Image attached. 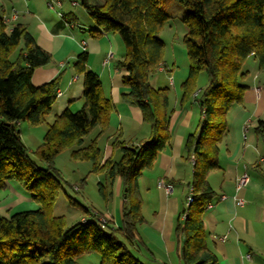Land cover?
<instances>
[{"label":"trees","instance_id":"16d2710c","mask_svg":"<svg viewBox=\"0 0 264 264\" xmlns=\"http://www.w3.org/2000/svg\"><path fill=\"white\" fill-rule=\"evenodd\" d=\"M178 1L187 10L182 42L189 71L180 87V104L197 103L201 118L184 144L185 160L193 170L189 185L193 201L186 200L180 210L174 234L183 264H217L203 220L216 197L207 178L221 170L220 146L229 114L244 103L249 89L245 84L249 72L244 70L249 58L257 62L264 78V0ZM81 5L97 32L119 36L125 56L116 67L127 90L121 101L140 109L150 134L140 146L126 145L118 136L111 143V155L104 159L98 141L108 131L115 107L104 96L99 76L87 68L88 54L78 55L73 65L76 75L84 77L83 108L54 114L63 73L34 86L33 73L50 65L52 57L36 44L25 25H8L0 14V190L16 182L40 207L0 215V264H78L81 257L92 254L99 256V264H143L134 253L146 247L138 231L144 218L137 185L143 170L150 169L170 144L169 89L153 88L149 82L164 65L160 34L170 16L160 0H82ZM201 73L207 75L208 83L199 91ZM50 116H54L52 123L47 121ZM22 122L47 125L36 151L45 168L30 158L19 130ZM95 130V138L84 146ZM253 133L264 151V121ZM65 151L76 162H91V173H104L112 182L120 180L121 227L115 228L108 219L102 224L89 217L92 208L84 209L86 222L81 219L71 227L64 217L53 216L60 193L70 198L54 166ZM116 152L121 155L117 161Z\"/></svg>","mask_w":264,"mask_h":264},{"label":"crops","instance_id":"0c3cea01","mask_svg":"<svg viewBox=\"0 0 264 264\" xmlns=\"http://www.w3.org/2000/svg\"><path fill=\"white\" fill-rule=\"evenodd\" d=\"M50 2L57 12L48 7ZM69 6L66 7L63 0H0V14L10 16L16 12L17 20L11 25H25L36 44L52 57L50 65L33 73L34 86H42L63 73L54 114L60 115L66 110L77 113L83 108L84 77L76 75L73 65L78 55L88 54L87 68L99 76L104 96L110 98L115 107L109 129L98 141L99 146L107 136L103 147L104 159H107L112 152L111 143L118 136L126 145L140 146L148 139L150 129L143 122L139 108L121 101V94L127 90L121 83L123 73L116 67L125 56L119 36L97 32L85 9L86 17L78 18L74 12L77 1L71 0ZM185 33L175 35L171 46L172 67L164 61L158 71L165 75L167 85L156 89H169L170 144L150 169L143 170L137 185L144 218L138 231L146 247L134 253L143 264H183L174 229L178 214L186 204L193 174L192 164L185 160L184 144L201 118L197 103L183 107L180 104L181 83L188 78L189 71L185 49L177 42L181 44L180 38ZM246 71L249 78L250 71ZM260 77L257 69L246 83L249 89L244 94V103L231 110L227 133L220 146L221 170L210 173L207 178L216 197L203 220L217 264H264V151L253 133L258 123L264 121V84ZM159 83L152 86L150 82L153 88L160 87ZM53 120L54 116H50L47 121L52 123ZM244 173L249 176V183L238 190L237 180ZM114 183L119 187L118 197H122L120 180ZM163 185L172 186V193H167ZM5 190L12 193L8 197L14 200L15 187L8 184ZM239 200L243 201L242 205ZM20 202L34 203L31 199ZM122 202L123 198L115 212L105 216L115 228L122 225ZM13 206L15 208V204ZM26 207H17L16 212L9 208L8 215L40 208L37 204L33 210ZM222 237H226L223 242Z\"/></svg>","mask_w":264,"mask_h":264},{"label":"rangeland","instance_id":"374dc122","mask_svg":"<svg viewBox=\"0 0 264 264\" xmlns=\"http://www.w3.org/2000/svg\"><path fill=\"white\" fill-rule=\"evenodd\" d=\"M75 1H77L78 7L74 9V12L77 13L78 18L82 19L83 17H86L85 10L81 5L82 0ZM63 2L66 7H70L69 4L71 0H63ZM160 2L164 11L170 16V20L166 24L160 36L165 44L166 50L164 61H166L170 67H172L173 63L171 62V46L174 43L173 41H175L174 38L176 34L181 36L183 32L187 31L182 23V19L187 14V10L179 3L178 0H160ZM53 8L55 9L54 3ZM55 11L53 13L56 14L57 11ZM182 38L183 37L180 38L181 44L177 42L178 45H183ZM257 69V62L254 60V58H249L244 66V70L250 71V77L247 78L248 81L246 80L245 84H248L249 79L254 77ZM260 81L262 84H264V78L262 75L260 77ZM150 82L152 86H156V84L160 82V87L155 88H164L163 86L167 85L165 75L159 72L152 76ZM207 83V75L205 73H201L197 80V89L202 90ZM47 128L48 127L46 124L32 126L28 122H22L21 126L19 127L20 133L22 135V141L28 150L30 158L36 163L37 166L41 168H45V165L39 161L36 151L43 143V137L47 131ZM97 133L98 130H95L91 135L85 138L84 146L89 145ZM105 138H107V136L104 137L99 143V147L102 150L106 140ZM120 156V153L116 152L115 160H119ZM54 166L61 172L65 191L70 196V198L68 196L66 197L64 192H61L56 205L52 209V214L53 216L64 217L67 227H71L72 225L80 222L82 216L88 217V214L85 213V208L95 209L97 212H99V214L103 215V217L107 219L105 216L108 213L113 214L116 208L121 204L123 197H118V184L112 182L104 173H91V162H76L72 160L70 151H65L55 159ZM84 179L86 181L84 184H82ZM8 184L15 187V199L13 200L12 198L8 197V195L12 193L8 192L7 190H0V215L9 216V208H12V210H15L16 212V210H18L17 207L28 206L26 207L28 210H33L32 207L35 205L34 203L29 205L27 204L28 202H20L26 199L30 200V194L24 191L16 182H9ZM14 204L15 208L13 206ZM78 264H99V256L97 254L83 256L78 260Z\"/></svg>","mask_w":264,"mask_h":264},{"label":"built area","instance_id":"2783aa9c","mask_svg":"<svg viewBox=\"0 0 264 264\" xmlns=\"http://www.w3.org/2000/svg\"><path fill=\"white\" fill-rule=\"evenodd\" d=\"M48 5H49V7H50L51 9L53 8V3H52V2H50ZM58 5H60V3H59ZM74 5H76V3H74ZM17 17H18V15H17L16 12H13L10 16H6V15L3 16V18H4V22H5L6 24H8V25H11L14 21H16V20H17ZM195 95H196V94H195ZM192 161H193V157L191 158V162H192ZM248 183H249V176L247 175V173L242 174V175L238 178V180H237V189H238V190H241V189L245 188V187L248 185ZM160 185H161V184H160ZM161 186H162V185H161ZM163 186H164V185H163ZM164 188H165L166 192L169 193V194L172 193V191H173L172 186H164ZM191 191H192V190L189 189V194H188V198H187V202H188V204H191L192 201H193ZM239 203L242 205V204H243V201H242V200H239ZM89 217H92V218L98 220V221H99L100 223H102V224H105V223H106V218L99 217V215L97 214V212H96L95 210H93V209H90V210H89ZM82 221H83V222H86V219H83ZM225 239H226V237H222V238L220 239V241L223 242Z\"/></svg>","mask_w":264,"mask_h":264}]
</instances>
